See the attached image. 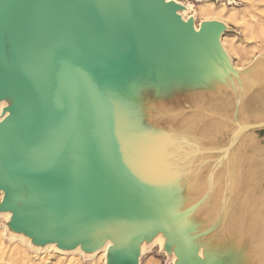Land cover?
<instances>
[{
  "label": "bare ground",
  "instance_id": "6f19581e",
  "mask_svg": "<svg viewBox=\"0 0 264 264\" xmlns=\"http://www.w3.org/2000/svg\"><path fill=\"white\" fill-rule=\"evenodd\" d=\"M190 9L179 0H154L153 12L139 13L140 22L132 24L136 28L130 29L128 37L105 33L104 41L135 44L129 45L132 50L94 44L90 48L93 81L100 89L104 85L117 92L127 86L135 95L147 93L153 87L159 93V100L187 88L207 89L222 99L234 92L236 113L249 122L240 123L235 114L237 129L230 142L233 146L243 135L233 141L238 130L264 117V54L256 57L243 72H233L226 59L229 56L226 45L219 42L222 28L215 22L218 20L208 16L198 30L193 25L194 16H189ZM148 17L150 23H146ZM142 67L150 74L156 73L157 81L144 82V74L135 73ZM92 99L89 96L84 100L87 103L84 129L76 132L69 128L64 133L72 135L74 140H62L55 149L60 146L64 151H78L85 161L76 166L103 170L100 174L79 169L82 177L90 176L97 184L88 187L74 181L75 186H69L66 185L69 181L60 175L59 182L47 185L41 197L34 193L40 185L36 179L31 184L24 177L22 181L10 180L9 185L21 187L27 181L29 201L39 205L34 211L31 206L19 214L23 201L15 208L0 204V217L8 218L12 227L16 219L27 227L14 228V235L31 246L45 245L44 250L53 247L62 253L67 250L83 256L89 253L95 257L94 262L99 258L104 259V264H109L111 259L119 264H141L147 248L156 246L165 253L171 251L174 264H254L250 259L252 243L258 239L260 229L249 221L241 224L234 245L237 254L233 246H227L229 240L212 244L207 239L199 240L197 236L205 219L195 206L196 197L190 194L192 183L180 182L195 157L205 160L211 156V153L197 155V151H221L227 155L229 149L204 148L168 123L154 126L139 118H125L113 98L96 96L94 102ZM17 103L14 94L0 97V123L10 116L11 108ZM140 112L136 114L144 118L141 116L144 112ZM7 170L8 174H15L13 169ZM5 194V188H0L2 202ZM260 214L264 222V203ZM58 237L70 246L63 247Z\"/></svg>",
  "mask_w": 264,
  "mask_h": 264
},
{
  "label": "water",
  "instance_id": "95a60500",
  "mask_svg": "<svg viewBox=\"0 0 264 264\" xmlns=\"http://www.w3.org/2000/svg\"><path fill=\"white\" fill-rule=\"evenodd\" d=\"M153 3L154 0H0V97L14 94L18 98L10 116L0 123V188L6 190L0 204L4 207L15 208L23 201L19 214L31 206L33 211L38 209L39 205H32L28 196V183L35 179L40 185L34 193L41 197L47 185L59 182L60 175L69 181V186L74 181L88 187L97 184L90 176L82 177L81 172L101 174L103 170L76 166L85 161L78 151L68 152L55 146L74 140L64 133L69 128L76 132L84 129V100L89 96L93 102L96 96L109 98L108 89L104 85L100 89L93 81L90 48L102 44L132 50L129 45L135 42H109L103 36L108 32L128 37L130 29L136 28L132 24L140 22L139 13H152ZM147 19L145 22L150 23L151 18ZM115 29L119 32L115 33ZM119 112L125 118L138 120L129 112ZM259 128H264V122L244 126L233 141L242 133ZM231 147L229 144L226 151ZM9 168L15 174H8ZM23 177L28 181L22 182L25 187L9 185L10 180L22 181ZM13 226L27 229L17 219ZM57 240L70 246L63 238ZM119 263L112 259L109 262Z\"/></svg>",
  "mask_w": 264,
  "mask_h": 264
},
{
  "label": "rangeland",
  "instance_id": "374dc122",
  "mask_svg": "<svg viewBox=\"0 0 264 264\" xmlns=\"http://www.w3.org/2000/svg\"><path fill=\"white\" fill-rule=\"evenodd\" d=\"M179 1L191 8L189 16H194L193 25L198 30L206 17L218 20L215 22L222 28L219 42L226 45L230 60L229 56L226 59L233 72H243L256 57L264 54V0ZM206 9L211 13H204ZM135 73L144 74V82L158 79L156 73L150 74L145 67ZM108 95L119 110L154 126L163 122L174 125L181 135L194 139L204 148L228 147L237 129L234 92L222 99L207 89L187 88L159 100V93L153 87L147 93L135 95L123 86L118 92L108 89ZM139 110L140 114L144 112L141 114L144 118L136 114ZM236 119L242 124L249 122L241 113ZM261 121L264 117L251 122ZM197 157L187 166L180 180L192 183L190 194L196 197L195 206L205 219L197 238L207 239L211 244L229 240L227 246H233L232 250L237 254L234 245L240 236V226L249 221L260 229L258 239L252 243L250 259L254 264H264V222L260 214L264 203V128L244 132L227 155L211 154L205 160ZM6 219L0 217V264H75L76 261L77 264H93L95 260L89 253L83 256L70 250L58 252L53 247L44 250L45 245L31 246L14 235L16 227ZM148 248L141 264H174L171 251L165 253L159 246ZM95 262L104 264V259L97 258Z\"/></svg>",
  "mask_w": 264,
  "mask_h": 264
}]
</instances>
